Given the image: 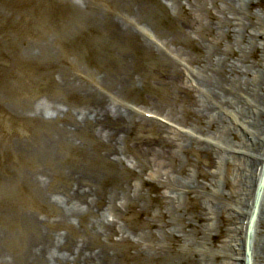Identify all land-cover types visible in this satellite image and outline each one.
<instances>
[{"label":"bare ground","instance_id":"1","mask_svg":"<svg viewBox=\"0 0 264 264\" xmlns=\"http://www.w3.org/2000/svg\"><path fill=\"white\" fill-rule=\"evenodd\" d=\"M39 1L23 0L22 5L44 20L45 2ZM120 1L117 9L109 6L105 14L94 12L91 20L120 39L144 23L138 30L152 43L142 47L151 52L155 45L164 49L160 80L168 92L154 103V112L147 111L160 118L149 119L144 111L116 102V94H98L97 79L84 85L78 82V77L84 79L80 72L77 77L64 76L59 83L62 88L68 94H82L86 102L76 112L68 104L51 106L48 117L54 133L46 129L35 153L50 166L38 168L25 179L35 185L40 197L23 192L26 196L19 198L32 204L34 212L18 217L20 235L0 230V264H118L114 258L127 251V243L140 264H216L220 259H230V264H264V183L259 199L256 193L264 162V0H154L155 7L166 12L168 7L179 9L174 17L178 23L165 33L155 32L149 21L148 16L156 12L152 6ZM121 57L126 66V56ZM130 78L129 74L118 78L116 93L126 88ZM180 111L185 118L178 116ZM190 118L196 121L195 128L180 127L189 124ZM135 127L154 128L155 135L140 142L141 136H131ZM87 138L102 144L104 152L94 157L103 163L120 164L139 178L148 170L151 177L156 176V210L150 206L149 194L145 206L138 205L141 188L129 178L123 181L114 176V189L106 191L104 181L110 173L89 155ZM62 145L83 154L65 172L64 167L51 169V160L57 156L60 160ZM127 162L139 165L143 173ZM201 163L214 169L205 170ZM189 166L196 171L189 172ZM61 175L65 183L56 187L61 196L52 199L48 193ZM183 197L191 217L181 213ZM191 199H199L200 206L190 209ZM42 200L53 211H47ZM256 203L247 260L245 219L249 220ZM135 205L140 223L129 221L127 232L118 219L127 221L128 207ZM40 211L45 215L35 213ZM215 221L218 233L224 229L227 235L220 245L214 244L216 234L210 228ZM130 233L136 240H131Z\"/></svg>","mask_w":264,"mask_h":264},{"label":"rangeland","instance_id":"2","mask_svg":"<svg viewBox=\"0 0 264 264\" xmlns=\"http://www.w3.org/2000/svg\"><path fill=\"white\" fill-rule=\"evenodd\" d=\"M32 1L35 4L40 2ZM136 1L146 2L155 9L156 12L148 16L149 21L155 25V32H168L172 25L178 23L174 17L179 9L168 7L169 10L166 12L155 7L154 0ZM22 2L23 0H0V230L9 236L20 235L19 222L17 223L20 214L34 212L32 204L25 202V199L20 201L19 198H24L26 196L24 194L31 198L40 197L35 185L25 179L31 177L38 168L50 166L48 161L38 159L35 153L37 142L44 137L46 129L54 133V124L49 122L48 117L51 106L56 103L68 104L76 112L86 102L82 94H68V91L62 88L59 83L64 76L77 77L80 72L85 80L78 77V82L84 85H92L93 79H97L100 81L98 94H116L114 96L116 102L131 105L140 112L144 111L143 116L149 119L150 114L154 116L156 114L147 111L154 112V103H159L158 98L164 99L168 92L164 87L165 84L160 80L162 65L159 59L165 51L156 45L152 52L142 47V44L152 43L138 30L140 26H144V23L139 24L133 30V34L120 39L111 37L104 25L96 24V26L91 20L94 12L105 14V7L111 6L115 9L119 6L120 0H44L46 6L44 20L36 19L31 8L23 6ZM164 2L168 1L164 0ZM257 9L258 6H255L254 10ZM29 30L35 33L29 35L27 33ZM122 55L126 56V66L123 65ZM128 74L131 78L127 81L126 88L119 91L120 80ZM115 84L119 88L117 93L114 89ZM178 116L185 118L182 111ZM158 119L152 118L155 121ZM164 124H167V121L164 120ZM195 125H197L196 121L190 118L189 124L181 123L180 127L195 128ZM144 131L135 127L131 136H141L138 140L140 142L152 140L155 129L149 128ZM87 139L89 140L87 149L91 157L97 152H104L102 144H95L90 138ZM60 152V160L58 156L51 160L53 164L51 169L59 170L64 167L63 172H65L83 156L81 152H74L66 145L60 147ZM179 158L184 161L185 155L180 153ZM94 161L99 162L100 159L94 157ZM99 163L103 171L110 173L104 181L106 191L114 189L117 183L114 176L123 181L129 178L137 189L141 188L142 197L137 202L138 205L145 206L146 195L149 194L152 199L150 206L156 210L159 181L156 176L151 177L149 170L144 174L139 165L127 162L128 167L143 173L139 178L136 172L123 169L120 164L102 161ZM200 165L205 170L214 169V167L208 168L204 163ZM220 168L223 173L226 172L223 164ZM190 171L195 172V167L189 166ZM64 183L63 175L56 176L50 188L51 192L48 193L52 199L61 196L56 187ZM21 188L26 190L23 191ZM40 202L42 204L43 200ZM181 202V213L191 217L190 210L184 208V204H187L185 197ZM200 203L199 199H191L190 209L195 205L199 207ZM42 205L47 211H53L48 204ZM138 208L136 205L129 206L127 221L118 219V224L127 232H130L129 227L132 225L128 223L129 221L135 220V223H140L136 215ZM35 213L40 216L45 215L43 211ZM141 217L147 218L145 214ZM210 228L216 234L214 244L220 245L222 240L227 239L224 229L222 233H218L217 221ZM143 229L145 232L148 231L147 228ZM71 232L74 233V230ZM130 235L131 240H136L133 233ZM114 238L117 239L118 236L115 235ZM212 240L208 239L209 246H212ZM4 246L9 248L10 245ZM124 247L127 251L119 257L115 256L114 261L118 264H140V259L133 256L135 249L130 243L124 244ZM222 260H218L216 264L231 262L230 259Z\"/></svg>","mask_w":264,"mask_h":264},{"label":"water","instance_id":"3","mask_svg":"<svg viewBox=\"0 0 264 264\" xmlns=\"http://www.w3.org/2000/svg\"><path fill=\"white\" fill-rule=\"evenodd\" d=\"M263 182H264V169H263V177L261 179V182H260L258 190H257V199H259V194H260ZM257 205H258V203H256L255 208L253 209V212L251 214L250 221H249V226H248V232H247L248 235H247V242H246V255H247L248 259L250 256V253H249L250 252V237H251L252 228H253V225H254L255 219H256Z\"/></svg>","mask_w":264,"mask_h":264}]
</instances>
